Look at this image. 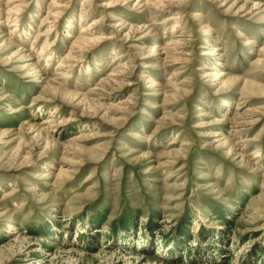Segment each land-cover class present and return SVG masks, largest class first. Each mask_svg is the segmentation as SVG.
I'll use <instances>...</instances> for the list:
<instances>
[{
    "label": "rangeland",
    "instance_id": "obj_1",
    "mask_svg": "<svg viewBox=\"0 0 264 264\" xmlns=\"http://www.w3.org/2000/svg\"><path fill=\"white\" fill-rule=\"evenodd\" d=\"M83 1L0 0V264H264V0Z\"/></svg>",
    "mask_w": 264,
    "mask_h": 264
},
{
    "label": "bare ground",
    "instance_id": "obj_2",
    "mask_svg": "<svg viewBox=\"0 0 264 264\" xmlns=\"http://www.w3.org/2000/svg\"><path fill=\"white\" fill-rule=\"evenodd\" d=\"M19 1V0H18ZM58 1H63V0H58ZM88 3V0H84L83 2H82V5H85V4H87ZM54 6H56V8L55 9H57V8H63L64 6H59V5H54ZM102 7V6H101ZM108 7H110V6H107L106 8H108ZM12 13L11 12H9L7 15H11ZM57 14H58V12H57ZM57 14H52V15H50V17H52V18H56V16H57ZM12 15H14V14H12ZM11 15V16H12ZM11 16H10V18H11ZM48 23H51V22H48ZM87 30H91V28H88ZM11 32H13V31H11ZM10 32V33H11ZM240 37H241V34H240ZM141 38V37H140ZM140 38H139V40H140ZM179 42V41H178ZM174 44V43H173ZM158 49H159V47H157ZM163 50V49H162ZM42 53V52H41ZM158 54V53H157Z\"/></svg>",
    "mask_w": 264,
    "mask_h": 264
}]
</instances>
